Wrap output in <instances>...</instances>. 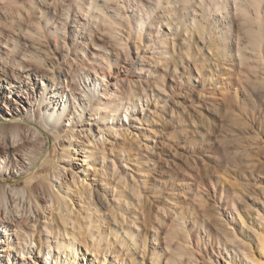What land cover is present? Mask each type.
<instances>
[{"label":"bare ground","instance_id":"6f19581e","mask_svg":"<svg viewBox=\"0 0 264 264\" xmlns=\"http://www.w3.org/2000/svg\"><path fill=\"white\" fill-rule=\"evenodd\" d=\"M36 1L52 9L58 5L65 14L64 22L54 30L51 38L60 46L58 54L67 69L61 72L58 65L47 61L49 54L42 47L43 35L38 25L32 31L21 34L22 38L30 41L29 47L23 44L26 52L18 45L10 46L12 38L0 40V93L4 91L0 97V112L5 108L8 115L6 123H9H0V264H82V261L85 264L88 261L89 264H138L134 252L143 256L147 244L141 234L144 219V208H140L142 194L138 188L127 184L128 168L122 167L124 174L121 173L119 165L105 150L106 141L116 143L117 137L125 141L129 128L136 131L132 139L137 140V133L141 135L144 132L134 127L135 124L137 127L153 124L155 114H159V109L163 110L161 103L167 96V90L161 71L177 75L176 65H173V70L169 67L176 53L175 20H183L186 35L197 32L208 50H217L218 45H214L211 39L212 30L205 23V17L215 11L220 18L213 20L216 21L214 28L226 33L231 28L234 14L250 37L251 50L258 52L253 54L254 61L262 63L263 0H226L224 4L219 0H212L213 4L205 0H151L148 7L141 0H71L69 4H65L66 0ZM179 1L183 3V13L176 15L174 3ZM230 3L233 14L229 11ZM124 6H134L138 16H121ZM195 6L198 9L202 6V11L197 14ZM38 7L31 0L27 9H16L15 13L21 16H28L30 11L37 14ZM70 8L75 11L74 16L69 14ZM109 12L112 16H108ZM118 18L124 22L121 24ZM69 20L72 23L69 33L72 36L71 45L66 43V31L59 30L65 29ZM80 20H84V24ZM90 21L101 27L95 31L107 37L115 48L114 52L100 46L99 51L103 54L85 57L89 46L95 49L97 46L92 38L95 32L86 26V22ZM123 23L126 28L124 36L120 35L119 29ZM153 28H156V44L162 50L154 63L165 65L160 64V72L157 68L149 71L151 81L147 90L140 80L131 79L128 70L120 79V87L109 70V60L114 57L116 64L128 63L134 71L142 70L135 65L139 62L138 44L144 37H151ZM130 40L131 46L128 44ZM237 40L240 39L236 37ZM191 44V36H186L181 43L186 49V59L190 58L195 63L190 53ZM133 49L136 60L128 61ZM15 54L20 56L18 62L14 59ZM238 59L240 63L248 60L242 50H238ZM29 62H34L37 68ZM195 67L202 76V67L198 64ZM185 68L189 70V66ZM30 90L38 94L37 99ZM146 91L150 99L141 105ZM62 134L68 144L60 148L59 157L53 147L52 153L58 159L52 158L54 154L51 156L47 150L49 138L57 142ZM117 153L127 163L124 143ZM72 157L80 162L79 172L83 177L73 173L69 179L66 178L68 170L64 159L71 160ZM14 171L19 176L27 175L28 180L23 186L7 183L3 179L4 175H11ZM41 172L45 174L39 175ZM115 175L119 176L123 189L126 185L131 187L133 194H128L138 208H128L124 200H118L122 198L115 200L112 196L111 201L108 199V191L112 194L114 191L109 190L104 181ZM96 182L105 201L110 202V206L114 204V208H109L107 212L99 208L93 198L92 184ZM75 203L78 208H75ZM169 214L174 216L184 241L177 246V257L171 263L158 255L153 245L157 244L159 228L165 225L163 219L166 218L165 213H159L156 216L158 225L151 226L149 264H198L197 255L206 248L205 240L211 244L213 238L203 225H194L203 236L193 241L189 236L192 230L188 229L186 217L181 211L169 208ZM234 214L237 217L234 221L240 227L239 237L233 230L224 229V235L214 239L219 256H222L224 264H233L238 258L241 264H264V233L261 232L264 230V218L260 210H255L247 221L238 212L234 211ZM107 220H111L112 224L110 228L107 226L109 234L106 233ZM221 249L225 257L221 255ZM208 261L207 264H219L211 257Z\"/></svg>","mask_w":264,"mask_h":264},{"label":"rangeland","instance_id":"374dc122","mask_svg":"<svg viewBox=\"0 0 264 264\" xmlns=\"http://www.w3.org/2000/svg\"><path fill=\"white\" fill-rule=\"evenodd\" d=\"M6 1H11V3L8 4ZM9 1L0 0V40L5 41L12 38L13 41L9 42V45H18L19 49L26 52L23 44H27L29 47L30 41L22 38L24 32L32 31L38 25L43 35L42 47L49 54L47 61L55 66L58 65L60 71L65 72L67 66L62 62V56L58 54L60 46L51 38L54 30L60 28L64 22L63 15L65 14L62 9L58 5L54 6V9L50 6L49 8L43 7L42 4L40 5L38 1L34 0L36 6H39L40 14L30 11L28 16H21L15 13L16 9H27L31 0ZM70 1L66 0L65 4H69ZM141 1L144 6L148 7L151 0ZM205 1L208 4H213L212 0ZM219 1L221 4L226 2V0ZM230 4L231 10L229 9V11L233 14V6L232 3ZM174 7V10L177 11L176 15L183 13L182 1L174 3ZM201 7L198 9L195 6L197 14L202 11ZM74 12L70 8L69 14L74 16ZM250 12L253 13V10L250 9ZM261 12L264 18V0L261 3ZM120 13L121 16L126 17H134L139 14L134 6L133 8L124 6ZM107 14L112 16L110 12ZM215 18L218 20L220 17H217L213 11L205 17V23H208L212 30L211 39L214 45H218L216 46L217 50L222 53H217L216 49L208 50L200 41L197 32L186 35L183 32V20L181 19V22L175 20L177 24V32L174 37L176 53L172 56L169 67L173 70L175 64L177 75L161 71L165 76L164 87L167 90V96L161 103L164 105L163 110L159 109V114H155L153 124H144L142 127H137L138 125L135 124L134 127L140 128L144 132L141 135L137 133V140L132 139L136 131L129 128V135L125 141L121 137H117L116 143L107 140L105 144V150L110 158L114 159L116 165H119L121 173L123 172L122 167L128 168H126L127 184L135 186L142 194L140 208H144V219L141 234L147 244L143 256H138V253L134 252L138 264H149L151 226L158 225L156 216L159 213L166 214V218L163 219L165 225L159 228L158 241L153 245V248L167 262L171 263L177 257V246L182 244L184 239L178 231L179 228L175 225L174 216L169 214V208L180 210L181 214L186 217L187 227L192 230L189 236L193 241L196 237L203 236L201 230L194 225H203L210 237L213 238L211 244L205 240L206 248L201 252V256L197 255L198 264H207L208 257H211L212 261L218 260L219 264H224L214 239L222 237L224 229L227 228L233 230L239 237L240 227L234 221L237 218L234 211L247 221V218H251L254 211L258 209L264 218V206L262 205L264 203V67L262 65V63L264 64V53H260L263 62L259 63L257 60L256 63L253 54L258 52L251 50L250 37L241 27V22L236 18V15L233 14L231 28L227 29L226 33H223L222 29L214 28L216 21L213 22V20ZM119 21L121 24L124 22L121 19ZM80 22L84 24V20H80ZM71 24L69 20L65 29H59L66 31L67 45L72 43L70 38L72 36L69 35L72 30ZM218 24L220 25L221 22ZM86 26L95 32L92 38L97 46L96 49L89 46L85 57L89 58L92 54H103L102 51H99L100 46H106L109 51L114 52L115 48L107 37L95 31L101 27L96 26V23L92 21L86 22ZM78 29L80 33V28ZM119 29L120 35L124 36L126 33L124 23ZM223 31L226 29L223 28ZM221 34H223V38ZM155 36L156 28H153L151 37H147L148 39L144 37L141 45L138 44L140 55L138 56L139 62H135V65L142 70L134 71L128 63L116 64L114 57H112V61L109 60V70L119 84L120 79H123L127 74L126 70H128L131 79L140 80L146 90L150 88L149 71L157 68L160 72V64H163L154 63L158 52L162 51L156 44ZM186 36H191L190 53L192 58H195V63L190 58L186 59L184 55L186 49L181 43ZM236 37L240 40L236 41ZM128 44L131 46L132 41L130 40ZM28 49L30 50V48ZM238 50H242L244 56L247 57L248 60L245 63H240ZM132 51L128 61L136 60V51L135 49ZM141 57L143 58L141 59ZM14 59L18 62L20 56L15 54ZM58 61L59 63L56 64ZM29 63L37 68L34 62ZM195 64L202 67V76L199 75ZM187 66H189V70L185 68ZM103 68H105L104 65ZM186 70L187 73H184ZM132 73L134 74L132 75ZM32 81L30 80V82ZM59 82H62L61 78H59ZM3 93L4 91L0 93V97L3 96ZM30 93L36 99L38 98L37 93L32 90ZM5 94H7L6 91ZM142 98L141 105H144L150 99L147 91ZM25 106H27L26 102ZM13 107L16 105L13 104ZM138 108H140V104ZM6 118L8 115L4 108L0 112V123L9 124L6 123ZM146 130H149L150 133ZM48 143V153H51L52 156L55 148L57 157H59L60 148L68 144V140L62 134L57 142L50 137ZM123 143L126 146L128 164L124 163L125 160H122L117 153ZM57 157L54 154L52 158L56 159ZM68 160L64 159V165L68 170L66 178L69 179L73 173L83 177L84 175L79 172L80 162L75 157ZM40 174L45 173L41 172ZM3 177L7 183L19 184V186H23L28 180L27 175L19 176L15 171L11 175L6 174ZM88 177L92 179L91 176ZM104 182L107 183L109 190L114 191L113 194L108 191L110 201L112 196L115 200L122 198L118 200H124L128 208H138L134 199L129 195L133 194L131 187L126 185L124 190L119 176L106 178ZM92 193L99 208H103L104 212H107L109 208H114L113 203L110 206V202H106L101 196L97 182L92 184ZM258 204L260 208H258ZM75 208H78L76 203ZM107 222L109 223L106 225V233L109 234L107 226L110 228L112 224H110L111 220H107ZM261 232L264 233V230ZM252 248L254 249V245ZM220 251L221 255L225 257L222 254V249ZM83 263L85 264L84 261H82ZM233 264H241L240 258L234 259Z\"/></svg>","mask_w":264,"mask_h":264}]
</instances>
